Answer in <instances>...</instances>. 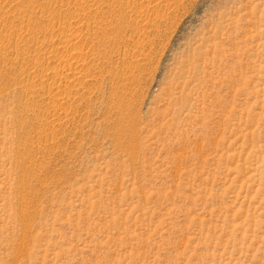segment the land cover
Instances as JSON below:
<instances>
[{
    "label": "rangeland",
    "instance_id": "obj_1",
    "mask_svg": "<svg viewBox=\"0 0 264 264\" xmlns=\"http://www.w3.org/2000/svg\"><path fill=\"white\" fill-rule=\"evenodd\" d=\"M0 264H264V0H0Z\"/></svg>",
    "mask_w": 264,
    "mask_h": 264
},
{
    "label": "bare ground",
    "instance_id": "obj_2",
    "mask_svg": "<svg viewBox=\"0 0 264 264\" xmlns=\"http://www.w3.org/2000/svg\"><path fill=\"white\" fill-rule=\"evenodd\" d=\"M93 54V53H92ZM67 59V58H66ZM65 62H67V61H65ZM85 63V62H84ZM69 64V63H68ZM78 65V64H77ZM81 65V64H80ZM131 71V70H130ZM132 72V71H131ZM83 73V72H82ZM80 74V73H79ZM133 75V74H132ZM137 79V78H136ZM139 79V78H138ZM137 79V80H138ZM81 81V80H80ZM132 83H134L133 81H132ZM68 89V88H67Z\"/></svg>",
    "mask_w": 264,
    "mask_h": 264
}]
</instances>
